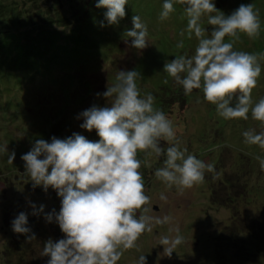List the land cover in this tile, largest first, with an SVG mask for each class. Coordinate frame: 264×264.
I'll return each mask as SVG.
<instances>
[{"label": "clouds", "instance_id": "9594fccd", "mask_svg": "<svg viewBox=\"0 0 264 264\" xmlns=\"http://www.w3.org/2000/svg\"><path fill=\"white\" fill-rule=\"evenodd\" d=\"M176 2L185 5L187 32L189 38L195 35L198 44L193 55H178L165 62L163 70L183 87L185 95L194 89L202 90L204 100L215 105L217 114L225 120H247L251 112L254 120L264 123V97L255 103L252 99L264 53L234 50V43L240 39L238 33L249 38L259 35L258 10L252 3L241 4L226 16L212 0ZM127 3L128 0H98L96 6L107 9L108 24H116L125 16ZM162 8L160 19L164 20L174 11L173 0H164ZM206 14L207 23L214 26L210 33L201 26ZM132 25L127 36L132 38L133 47L144 49L149 44L147 26L138 15L132 16ZM225 37L232 40L226 42ZM183 47L180 41L177 48ZM138 77L136 70L118 71L116 82L102 93L110 106L93 105L80 114V127L95 129L98 141L75 132L64 139L52 137L51 142L38 139L21 156L33 187L42 185L47 191L50 186L62 198L55 219L65 238L44 243L42 255L49 257L47 264H117L123 250L135 247L145 231H152L153 221L170 222L168 216L154 218L146 214L144 205L150 198L145 194L138 152L150 150L157 157L165 156L163 166L154 175L168 187L190 188L204 181L205 171H215L214 164H206L188 154L187 148H181L172 121L153 107L154 96H141ZM242 135L246 143L264 149V131L250 129ZM161 140L169 143L166 150L160 146ZM3 151L8 153L6 145ZM14 158L15 152L8 153L9 163ZM257 159L264 170V159ZM161 199L166 197L161 195ZM52 218V213L46 215L48 221ZM26 224L27 216L21 212L12 221V229L28 233ZM169 231L175 236L162 237L159 243L169 245L167 255L183 243L178 227ZM138 264H146L143 254Z\"/></svg>", "mask_w": 264, "mask_h": 264}, {"label": "rangeland", "instance_id": "374dc122", "mask_svg": "<svg viewBox=\"0 0 264 264\" xmlns=\"http://www.w3.org/2000/svg\"><path fill=\"white\" fill-rule=\"evenodd\" d=\"M81 2L82 0H0V44L1 42L3 44L0 47V73L12 67L13 56H15L13 53H7L6 48L13 46L15 40L7 38L6 34L11 33L18 36L23 44H32L37 49L39 46L36 44L41 40L45 41L44 39L48 38V32L55 29L62 36L74 37L79 33L80 25L72 15L78 12L77 8L81 6ZM129 2L131 15L128 13L119 25V30L125 31L129 27L130 30L133 27V15H138L148 29L147 53L132 69L140 73V77L136 81L137 86H142L143 90L150 89L153 96L156 94L153 90L165 84L171 85L173 90L184 92L183 87L163 70V66L165 62H170L178 55L185 53L189 56L193 55L198 44L194 34L189 38L185 5L173 0L174 11L169 14L167 19L161 20L160 13L163 10L164 0H128L125 12L128 11ZM212 2L226 16L241 4L252 3L255 10H258L259 35L249 38L243 33H238L240 39L234 43V50L255 54L264 53V0H226L221 3H219L220 0H212ZM80 13L82 14L81 11L78 12V14ZM216 14L218 13H211V15ZM49 17L52 18L51 21H55L54 24L42 26L39 24L44 18ZM207 19L208 14L202 17L201 26L210 33L214 26L209 25ZM59 22H64V24ZM103 26L104 29L110 28L107 23H103ZM181 32L184 35H181ZM30 40H32L31 44ZM231 40V37H225L226 42ZM180 41L184 43L182 49L177 48ZM129 43L130 40H123L118 44L122 50L124 48L128 50L119 54L120 61L118 63L114 60L111 61L113 56L115 59L114 52L110 53L108 60L100 61L102 66L98 72L101 74L96 77L94 83L97 89H107L112 85L104 78V69L116 72V74H112L115 77L118 71L131 70L130 51H133L134 47L131 44L129 46ZM28 62L36 63V65L42 64L38 57L32 58ZM30 63H25V65H31ZM260 64L261 75L257 80L256 87L252 90L254 103L264 97V59L260 60ZM0 80L1 83L5 81L3 78ZM7 83L13 90L8 89ZM14 85L12 86L10 82L0 84V123H3L0 126V151L4 152L3 146L6 145L8 153L15 152L12 163L5 159V153H0V248L6 243L9 234L13 232V218L21 212L29 215L37 206L47 207L52 201L50 186L47 191H44L41 185V191L38 193L33 187V181L26 176L25 162L21 159V156L33 147L36 140L43 139V136L38 135L40 133L35 132L28 125L32 120L27 121L28 117L24 112L18 111L22 108L18 106L20 99L23 104L25 102L37 103L31 100L34 90L26 86L24 91L16 84ZM173 90L169 91L173 95L170 99L164 97L161 89L157 93L164 100L163 105L167 107L165 115L172 121L181 148H187L188 154L195 155L206 164H214L213 159L218 157L216 165L229 167L228 170L231 167L238 169V163L241 164L247 160L254 161L260 167V160L257 157L264 159V149L258 145L246 143L242 133L250 129H254L257 133L264 131V123L254 120L251 112H249L247 120H225L217 114L215 105L204 100L202 90L194 89L188 95L183 92L174 93ZM8 99L10 100L8 101L9 105L4 107L3 105ZM154 102H156L155 99ZM12 104L13 107H11ZM23 118H26V122ZM23 126H29L28 133L33 135L32 138H30L31 135L28 137L23 135L21 143H18L23 134ZM19 144H26V147L22 146L21 151ZM160 146L166 150L170 145L161 140ZM137 158L141 160L140 171L144 178L145 194L150 198L149 203L144 205V208L148 209L146 214L154 218L168 216L171 220L166 224H156L153 221L152 231H145L136 241L135 247L123 250L117 264H138V258L142 254L146 257V264H250L249 262L238 263V257L232 253L231 249L223 247V242L216 243L214 235L217 238V234L222 233L221 228L224 223L228 222L230 211L226 209V206L230 199H227L223 193L212 201L208 199L210 184L205 178V173L208 177L211 176L212 179H215V171H205L204 181L190 188H181L177 185L168 187L154 175L155 170L163 166L164 156L157 157L149 150L148 152H138ZM157 164L159 165L156 166ZM259 174L261 175L260 179H256V175L252 176L255 186L252 184L251 189H259L256 202L263 203L264 170ZM215 185L217 186V183ZM236 188L233 190V195L238 193ZM161 195L166 199L162 200ZM221 198L224 199L223 202ZM8 203L14 205L20 203L22 211L16 209L13 213V209L16 208L14 207L7 215L4 210ZM154 206L157 207L156 210H154ZM142 211L143 209L137 213V216ZM11 214H14L15 217ZM229 226L233 225L229 224ZM176 227L179 228L180 235L183 236V243L178 245L171 255H167L169 245L163 246L159 243L162 237L175 236L176 233L170 232L169 229ZM62 235H51V240L56 242L63 239L65 234L62 232ZM1 255L0 250V261ZM257 256L252 264H264V252L258 253ZM35 259L40 264H44L41 257Z\"/></svg>", "mask_w": 264, "mask_h": 264}, {"label": "trees", "instance_id": "16d2710c", "mask_svg": "<svg viewBox=\"0 0 264 264\" xmlns=\"http://www.w3.org/2000/svg\"><path fill=\"white\" fill-rule=\"evenodd\" d=\"M221 1L225 2L226 0H220L219 3ZM97 2L98 0H87L86 2L82 0L81 6L77 8L78 12L81 11L82 14L73 13L72 16L77 19L76 22L80 25L79 33L74 37L62 36L55 29L48 32V38H45V41L41 40L36 44L39 46V49H37L36 46L31 44L32 40L29 41L31 45L28 43L23 44L18 36L11 33L6 34L7 38L15 40L13 46L6 48L7 53H13L15 56H13L12 67L0 73V79L5 80L3 83L0 80V84L10 82L12 86L16 84L24 91L26 86L34 90L31 100L37 103L25 102L23 104L20 99L18 106L22 108L18 111L24 112L28 117L27 121L32 120L31 124L28 125L35 132L40 133L38 135L43 136V140L48 142H51L52 137L64 139L74 132L84 135L90 141L99 140L95 129L87 131L80 127L83 123V117L80 114L93 105L98 107L110 106L102 95L107 89H97L94 85L96 77L101 74L98 72L102 66L100 61L108 60L110 53L114 52L115 59L113 56L111 61L114 60L118 63L120 61L119 54L128 51L125 48V50H122L121 47H118V44L123 40H130V46L132 38L127 36L130 27L125 31L119 30V25L128 13L131 15L130 2L125 16L120 18L116 24H108L105 18L107 9L97 7ZM50 19L52 18H44L39 24L41 26L54 24L55 21ZM101 22L107 23L110 28L104 29ZM59 23L64 24V22ZM2 45L1 42L0 47ZM132 50L130 51L132 58L131 70L139 64L145 53H147L146 47L144 49L134 47ZM35 57H38L42 64H38V66L36 63L28 62ZM25 63L31 65H25ZM103 72L107 82H110V84L116 82V77L112 76L116 72H110L106 69ZM7 86L9 90H13L9 83H7ZM138 89L142 97L151 93L150 89L143 90L142 86H138ZM160 89L166 99L173 96L169 93L173 89L171 85L165 84L153 90L156 93L154 95L156 102H154L153 107L162 110L166 114L167 107H164V100L157 93ZM173 92L180 94L183 91L180 92L176 89ZM183 99L185 98L183 97ZM8 101L10 100L8 99L5 102L4 107H8L6 106L9 105ZM11 107H13V104ZM23 119L26 122V118ZM2 125L3 123H0V126ZM30 127L23 126V134L18 143L24 136L31 135L30 138H32L33 134L28 133ZM9 134L11 133L9 132ZM18 146L22 151L26 144H19ZM0 153H5V159H8V153L1 151ZM217 158L213 159L215 161V179H212L211 176L208 177L205 173V178L210 184L208 199L212 201L216 196L218 197L219 194L223 193L227 199H230L227 206L224 204L226 209L230 211V215L227 218V224L225 222L221 228L222 233H218L217 238L216 235L214 237L216 243L223 242V247L232 250V253L238 257V263L249 262L252 264L255 262L254 258L258 257V253L264 252V202H256L259 189H251L252 184L255 186V183L252 182V176L256 175V179H260L259 172H263V170L257 163L249 160L241 164L238 163V169L231 167L228 170L229 167L216 165ZM164 159L165 156L162 159V165ZM26 176L31 179L28 173H26ZM214 183H217V186ZM224 183L228 185L226 186ZM34 188L39 193L42 187L37 185ZM235 188L238 193L233 195ZM49 190L52 197L50 204L43 207L42 210L41 206H37L29 215L26 213V227L30 231L24 234L13 231L9 234L6 243L1 246L0 264H40L35 259L36 257H41L44 264H47L49 257L42 255L44 243L51 239V235L63 236L55 219V215L59 213L61 208L62 198L57 195L56 190L52 187ZM262 192L264 193V190ZM221 201L223 202L224 199L221 198ZM216 203L219 204L218 201ZM14 207L16 208L13 209V213L16 209L22 211L20 203L16 205L8 203L4 210L5 213L8 215V212H11ZM156 209L157 207L154 206V210ZM49 213L53 214L51 221L46 219V215ZM11 215L15 217L14 214ZM229 224L233 226H229Z\"/></svg>", "mask_w": 264, "mask_h": 264}]
</instances>
